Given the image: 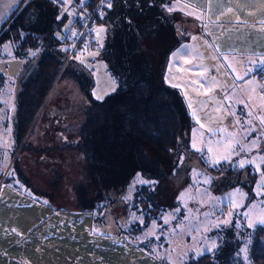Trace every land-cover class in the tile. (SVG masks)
<instances>
[{
    "label": "rangeland",
    "instance_id": "374dc122",
    "mask_svg": "<svg viewBox=\"0 0 264 264\" xmlns=\"http://www.w3.org/2000/svg\"><path fill=\"white\" fill-rule=\"evenodd\" d=\"M72 1L82 5L88 0ZM154 5L143 10V16L160 29L143 31L130 25L126 30L130 42L117 44L116 52L117 47L105 45V19L96 27L92 41L75 46L73 28L66 33L72 16L69 10L61 27L68 43L49 33L47 40L33 37L31 46L18 48V43L8 39V29L0 33V184L15 186L58 207H74L73 194L84 183L83 156L70 147L78 143L77 131L88 107L76 77L86 78L92 99L102 101L125 88L126 77L146 75L143 65L151 63L143 62L142 53L136 59L133 56V62L130 57L136 33L143 31L145 41L140 49L160 54L157 60L153 55L152 70L162 73L163 84L174 89L180 100L190 121L188 147L196 154L181 156L173 167L164 164L167 174L162 173L154 191L164 206L162 227L157 230L151 224L142 235H154V248L166 264H183L214 251L231 221L236 230L244 231L251 228L248 224L264 219V123L260 119L264 118V97L258 95L264 90V80L251 77L250 65L233 66L225 58L212 57L186 10L167 13L165 6ZM155 10L162 16L156 17ZM36 15L39 18L38 12ZM168 21L177 31H169ZM56 27L54 22L51 30ZM44 53L54 55L56 67L46 59L42 69L48 70L39 69L37 61ZM26 84L38 87L35 93L29 91L37 110L20 149L21 144L14 147L9 143L7 128L15 118L17 95L25 91ZM141 181H145L143 177L135 175L122 195H115L119 203L107 207L104 223L109 225L110 216L131 222L134 217L128 215L126 200ZM236 234L241 240L242 235ZM243 247L241 243L238 248L241 255Z\"/></svg>",
    "mask_w": 264,
    "mask_h": 264
},
{
    "label": "trees",
    "instance_id": "16d2710c",
    "mask_svg": "<svg viewBox=\"0 0 264 264\" xmlns=\"http://www.w3.org/2000/svg\"><path fill=\"white\" fill-rule=\"evenodd\" d=\"M36 2L48 7H56L50 0H36ZM95 2L96 0H88L80 6L91 8ZM146 8V5L141 4L139 0H112L111 8L102 5L100 9L102 15L97 19L95 29L105 19L108 27L105 45L108 48H115L119 44L125 45L128 40L130 42L126 31L130 25L143 28V31L149 28L160 29V26L155 24L152 26L146 22L143 16V10ZM129 9L134 10V14H130ZM153 14L156 17L162 16L156 10ZM130 15H133L134 19L131 20ZM11 16L2 23L0 33L2 28L9 24ZM78 19L79 13L74 27H77ZM168 23L166 26L169 31H177L176 28L170 27L169 21ZM123 25H125V35L124 29L122 30ZM143 31L136 33V42L131 49L133 53L130 56L131 61H134L133 56L136 59L138 54L142 53L143 62L145 64L150 62L153 66L160 54L149 52L148 48L146 51L140 49L145 41L142 37ZM8 32L12 43L19 44L18 48L31 46L30 35L24 36L21 41L17 39L15 29H10ZM107 50L111 52L110 49ZM123 51L126 58L127 49L123 47ZM46 59L50 60L48 63L52 68L57 65L54 55L44 53L37 61L41 71L48 70V67L42 69L44 63L47 64ZM143 66L146 75L136 74L135 77L132 74L131 78L126 77L127 86L119 89L114 95L117 98L112 96L102 101L92 99L86 78L76 77L88 107L83 112V121L77 131L78 143L70 147L83 156L84 183L80 191L78 192L77 188L73 194V200L75 208L91 214V226L95 233L101 236H121L160 264H166L158 257V249L154 248V235L144 236L142 232L151 224L157 226V230L162 227L164 206L158 203L154 191L156 181L167 174L163 171L164 164L168 163L173 167L181 156L185 159L186 155L188 157L189 154L196 152L188 147L187 131L190 121L180 105V100L175 98L174 89L163 84L162 73H155L157 69L152 70V66ZM254 74L255 78L264 80V72L257 71ZM24 89L25 91L17 95L15 118L7 128L10 134V137H7L8 141L11 145L13 143L14 147L23 144L22 139L37 110V103L30 102L29 91L35 93L38 87L26 84ZM138 174L147 181V184L135 183L131 196L126 200L130 205L128 215L134 218L129 219L131 222L127 223V220L120 222L110 216L109 225L106 222L105 224L103 216L107 207L119 203L115 201V195L121 194L127 183ZM233 225L231 221L229 227L223 229L224 234L219 237L214 251L195 259L189 258L183 264H264V226L257 224L255 227L239 231ZM236 233L242 235L241 240ZM241 243L244 244L243 249L246 248V252L243 251L242 255L241 251L238 252Z\"/></svg>",
    "mask_w": 264,
    "mask_h": 264
},
{
    "label": "crops",
    "instance_id": "0c3cea01",
    "mask_svg": "<svg viewBox=\"0 0 264 264\" xmlns=\"http://www.w3.org/2000/svg\"><path fill=\"white\" fill-rule=\"evenodd\" d=\"M139 1L147 8L156 4L173 9L167 13L186 10L190 23H195L208 53L214 58H225L233 66L250 65L251 68L264 61V0ZM68 5L63 0L60 8L48 7L36 0H0V27L14 13L1 33L15 29L21 41L26 35L47 40L50 33L51 37L61 36L65 41L61 27L67 18L66 10L72 13L66 33L74 30L78 18L77 10ZM228 9H232V22L222 16ZM34 10L37 11L34 13ZM36 16L38 25L34 26ZM54 22L57 27L51 30ZM253 74L251 77H255ZM0 264L160 263L121 236L95 233L91 214L85 210L58 207L15 186L0 184Z\"/></svg>",
    "mask_w": 264,
    "mask_h": 264
},
{
    "label": "built area",
    "instance_id": "2783aa9c",
    "mask_svg": "<svg viewBox=\"0 0 264 264\" xmlns=\"http://www.w3.org/2000/svg\"><path fill=\"white\" fill-rule=\"evenodd\" d=\"M63 1L70 3L79 13L78 25L74 28L75 34L77 35V39L74 40L75 46L79 43H85V40H88V42L92 41L97 19L102 15L100 12L102 7L101 0H96L91 8H83L70 0ZM50 2L58 8L61 7V2L58 0H50ZM258 95L264 97V90L258 92Z\"/></svg>",
    "mask_w": 264,
    "mask_h": 264
},
{
    "label": "snow or ice",
    "instance_id": "6c2138e0",
    "mask_svg": "<svg viewBox=\"0 0 264 264\" xmlns=\"http://www.w3.org/2000/svg\"><path fill=\"white\" fill-rule=\"evenodd\" d=\"M101 3L102 5L106 6L107 8H111L112 7V0H101ZM209 3H211V0H209ZM173 9L169 8L168 11H172ZM232 12V9H228V12L225 13V14H222V16L226 19L229 20V22H232V17L230 16ZM199 19V17H197ZM220 19V18H218ZM99 31H104V29H100ZM250 71H253V72H264V61H260L258 63L255 64V67H253L252 69H250ZM248 73L246 72L245 75H247ZM239 79H243V77H238ZM261 119V122L264 123V118H260ZM239 123V121H238ZM245 123H248V124H251L252 122L251 121H246ZM193 147H195V144L193 145ZM253 147H257L255 141H253ZM197 151H200V149H197ZM226 159V158H225ZM240 167H244V164L241 163L240 164ZM142 183H147V181H141ZM247 215V214H245ZM262 225L264 226V219L262 220H258L256 222V224H248V227H255L256 225ZM214 246V245H213ZM242 251H245L246 252V248L245 249H242Z\"/></svg>",
    "mask_w": 264,
    "mask_h": 264
}]
</instances>
